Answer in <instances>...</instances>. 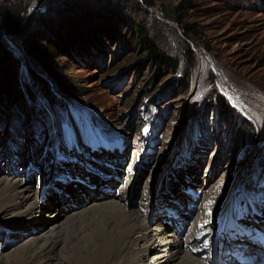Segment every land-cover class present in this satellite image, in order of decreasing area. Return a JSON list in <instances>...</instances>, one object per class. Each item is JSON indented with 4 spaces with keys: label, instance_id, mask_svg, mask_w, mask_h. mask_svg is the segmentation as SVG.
<instances>
[{
    "label": "rangeland",
    "instance_id": "obj_1",
    "mask_svg": "<svg viewBox=\"0 0 264 264\" xmlns=\"http://www.w3.org/2000/svg\"><path fill=\"white\" fill-rule=\"evenodd\" d=\"M7 1L0 0V2ZM9 1L29 2V13L35 10L45 12L47 8L45 3L55 5L56 2L54 0ZM163 1L171 7L177 3V0ZM159 4L160 0H156L154 6L147 7L143 11L136 10L135 12L138 13L135 18L139 23L145 24L149 36L162 45L164 51L178 60L177 68H162L160 71H156V75H153L155 72L152 70L153 66L147 65L144 52L136 46V42L130 45L120 39H117V42H112L114 44L103 46L100 52L97 50V55L101 53V57L97 56L98 59H94L92 56L83 62L78 61L73 64L70 59L61 57L58 63H60L61 69L64 68L63 74L70 80H85L86 95L73 97L70 104H66L63 110H58L59 117L63 120V135H60L59 132L58 135L54 133L57 140L56 137L51 136L48 125L40 119V116H37V122L35 121L34 124L27 125L25 128L21 124H15L14 127H2L4 125L2 122L0 124V179L6 177L27 184L30 187V196L38 197L39 189L43 184L46 183L49 190H52L49 180L55 172L61 169V166L57 164L70 162L71 156L75 155L78 156V159H74L73 162L80 167H73V172L84 175L87 165L79 158L84 153L78 151L72 155L70 151L58 152L54 149L55 144L51 145L53 141H56L55 143L65 150H70L73 140L71 135L76 136L75 129L79 127L88 134L86 141L89 136L91 137L89 140L90 151L95 153H103V147L101 145L92 146L90 141L99 143L102 136L120 132L123 134L121 148L117 150L118 155L114 147L112 152H108L109 159L100 157L104 156L103 154L97 156L89 151L84 156V161L85 159H98L104 163L109 160L119 163L120 160L122 161L123 172L122 169L117 170L119 175L122 173V176L115 181V184L105 182L111 185V190L102 188L108 199H111L112 191H116L121 184L124 185L126 180L132 181L125 189L126 204L130 207L135 206L142 195L143 212L149 216L150 205H163L161 202L156 204L152 202L156 187L158 186L159 191H157L160 193L161 183L167 184L174 190V193L181 190L179 194L184 196L182 205L178 202L175 205H180L178 215L181 220L185 222L188 217L185 224L186 231H192L195 224L206 215L196 214L194 225L192 224L193 227L189 228L188 209L190 206L188 203L191 199H189V193L182 191L183 186L192 185L202 192L201 196L203 197L195 201L194 213L209 211L213 218L214 210L223 200L227 198L237 200L234 194L239 195L240 201L244 203V188L249 183L255 185L256 183H254L255 178L247 173L248 162L246 164L243 162L245 163V158L252 151V157L256 154L264 155V2L260 0H194L192 7L179 13V17L182 19L181 24H189L196 31L191 36V45L194 50L191 62L186 60L180 50L182 37L180 23L174 18H163ZM0 32L12 54L19 60L20 74L26 73L25 56L23 57L20 53L22 50L20 35L4 28L1 23ZM33 68L38 69L36 65ZM109 69L114 70L111 76L106 75ZM42 74L46 76L44 73ZM122 74L125 75L123 81L119 78L113 79V75ZM184 77L187 81V88L181 84V79ZM53 89L56 91L58 88L53 86ZM34 92L36 91L34 90ZM56 93L61 99H64L59 92ZM156 93H166L157 101L161 109L167 105L168 113L164 118V125L155 133L156 138L150 143V140L143 135L149 125H141L136 112L139 113L140 119L144 120L146 110L138 105L144 101L145 96ZM219 96L225 98L233 111L231 112L230 109L225 111L226 107L221 108L219 105L213 104L209 114L203 113L210 122V128L203 136L206 141L198 139L192 150L181 149V144L183 146L185 144L184 134L181 131L188 120V111L197 106L199 114H202L201 109L208 107L210 97ZM4 120H7L6 125L10 121L8 117ZM239 120L240 123H238ZM243 122H248V125L255 130V134L247 145L244 141L241 142V145H237L234 142L237 134L235 128H239ZM36 123L39 129L44 131L37 132ZM257 136L258 139L255 142ZM194 141H196V137H194ZM197 148L198 150L195 151ZM193 150L197 155L192 152ZM242 164L245 167L244 174L241 173L242 175L239 177L241 184H237L234 194L226 196L225 193L234 188L231 184L235 182L236 176H239ZM128 167L130 170L127 169ZM73 172L71 171V173ZM255 174L258 176V172ZM193 177L197 181L193 180ZM160 179L162 181L158 183ZM73 183L77 186L74 187ZM70 185L74 189L67 194L54 196L55 193H53L47 196L51 201L47 200L46 203L50 206L42 211L46 222L41 231H45L49 226L55 224H68L69 221L66 219L73 214L74 206H80L74 207L80 211L81 207L84 208L83 206H90L93 202L97 203L102 200L100 199L101 193L95 195L99 191L95 188L85 186L78 181H71ZM144 185L146 186L144 187ZM260 190L264 205V189L260 188ZM203 194H210V198H204ZM247 195L249 196V192ZM212 202L214 203L210 206ZM155 210L153 211L156 213L153 214L155 221L161 220L162 215H166L163 210L156 212ZM184 212L187 217H184ZM1 215H5L0 216V219L5 223H8L9 220L12 223L31 222L27 218L13 220L14 218L9 216V212H4ZM37 216L39 213L36 218ZM173 219L176 221L177 218ZM26 224L24 232H11L10 237L7 233L5 234L7 238L12 237L11 241H5L6 237L2 235L4 232L1 231L0 264H5L8 260H18L17 253L19 251L16 250L18 246L16 237L33 238L32 236L41 232L38 229L31 230V226ZM63 225L60 228L62 232H64ZM211 226L213 225H210L209 228ZM182 228L183 226L174 229L183 233ZM25 237H22L21 240H25ZM178 262L179 255L171 259V264Z\"/></svg>",
    "mask_w": 264,
    "mask_h": 264
},
{
    "label": "bare ground",
    "instance_id": "obj_2",
    "mask_svg": "<svg viewBox=\"0 0 264 264\" xmlns=\"http://www.w3.org/2000/svg\"><path fill=\"white\" fill-rule=\"evenodd\" d=\"M257 139L258 136L255 142ZM104 143H107L108 152H112L114 141ZM85 162L89 168L112 175L106 179L97 177L94 181L88 178V183L99 190L95 195L101 193L102 200L97 203L95 201L90 206H83L84 208L81 207L80 211L74 208L78 205L74 206L73 214L66 219L69 221L68 224H55L45 231H41L46 222L42 211L50 206L45 203V185L40 189L38 197H31L29 185L6 177L0 179V216L3 217L6 214L1 215L2 213L9 212L13 220L27 218L31 221L30 223L27 221L12 223L9 220L5 223L0 219V232L5 233L8 230L9 234L24 232L26 222V225L31 226V230L41 231L40 234H36L37 236H32L33 238L16 237L18 260H8L5 264H171V259L178 255L177 264H238V258L254 253V246L258 245L254 239L264 234L263 205L257 188L251 183L245 204L239 203V195H235L237 200L227 198L214 210L213 218L209 211H199L196 214L206 215V217L199 220L192 231H186L183 227V233H180L178 229H174L180 227L179 225L174 227V224H177L175 219L162 215L161 220L155 221L153 215L156 214L153 211L158 208L177 211L172 205H150L148 216L143 212L141 195L135 206H128L125 189L129 182L121 184L116 191H112V197L108 199L102 190L101 182L115 184L120 177L117 171L121 169L118 161L109 160L104 163L98 159H85ZM68 174H71L70 171L60 172L58 179L62 182L51 184L64 185V182L69 180ZM192 179L197 181L194 177ZM238 179L240 178H236L231 186L235 187ZM161 181L162 179L158 183ZM161 185V192L156 194L158 202L166 201L174 193L167 184L161 183ZM186 189L191 192L189 196L192 198V204L188 203L191 210L195 206L196 198L202 195V192L200 190L201 193H199L194 186L186 187ZM203 195L206 199L210 198V194ZM87 196L90 197V195ZM37 213L39 216L36 218ZM184 217L187 215L184 214ZM194 222L193 219L188 225L189 228L193 227L191 225H194ZM62 225L64 232L60 231ZM210 225L213 226L209 228ZM211 228L212 231H210ZM22 237H25V240H21Z\"/></svg>",
    "mask_w": 264,
    "mask_h": 264
},
{
    "label": "trees",
    "instance_id": "obj_3",
    "mask_svg": "<svg viewBox=\"0 0 264 264\" xmlns=\"http://www.w3.org/2000/svg\"><path fill=\"white\" fill-rule=\"evenodd\" d=\"M54 1H56L55 5L45 3L47 6L45 12L35 10L31 13H29V2L16 3L9 0L0 2V23L4 28L20 35L22 48L20 53L23 57L25 56L26 69V73L20 74L19 60L12 54L0 32V124L2 122L4 124L2 127H14L15 124H21L25 128L27 125L34 124L37 116H40V119L51 128V117L47 106L57 113L58 110H63L66 104H70L73 97L86 95L85 80H70L63 74L64 68L61 69L60 63H58L61 57L70 59L73 64L78 61L83 62L92 56L94 59H98L101 57V53L97 55V50L100 52L103 46L114 44L112 42H117V39H120L130 45L136 42V46L144 52L147 65L153 66L152 70H155L153 75H156V71H160L162 68H177L178 60L164 51L162 45L149 36L145 24L139 23L135 18L138 13L135 12L136 10L143 11L147 7H152L156 0ZM193 1L177 0L176 5L172 7L167 6L163 0H160L159 4L163 18H174L180 23L182 27L180 50L186 60H190V62L194 55L191 36L196 31L189 24H181L182 19L179 17V13L192 7ZM260 1L264 2V0ZM95 52L96 54H94ZM97 56L99 57L97 58ZM35 65L38 69L33 68ZM113 72L114 70L109 69L106 75L111 76ZM113 76V79L119 78L121 81L125 77L124 74ZM51 84L58 89L55 91ZM181 84L187 88L185 77L181 79ZM145 88L147 87L145 86ZM56 92H59L64 99H61ZM164 94L166 93L145 96L144 101L138 105L146 110L150 119L154 118L156 126L164 125V118L168 113L167 105L161 109L157 101ZM155 95L157 96L154 97ZM213 98L215 101L212 100ZM210 100L208 107L201 109L202 114H199L197 106L188 111V120L181 131L184 136L205 140L203 136L210 128V122L203 113L209 114L213 104H217L221 108L226 107L225 111L228 109L233 111L223 96L210 97ZM7 117L10 121L6 125L7 120L4 118ZM36 126L38 127L37 123ZM36 131L40 132L41 129L38 127ZM235 131L237 134L234 142L237 145H241L243 141L247 145L255 134V130L248 125V122H243L239 128H235ZM262 158L264 155L258 159L257 164L253 161L252 166L256 168L257 165H262L264 163Z\"/></svg>",
    "mask_w": 264,
    "mask_h": 264
}]
</instances>
